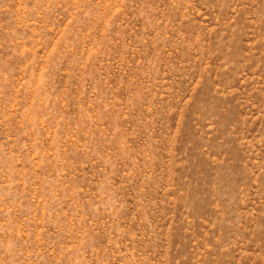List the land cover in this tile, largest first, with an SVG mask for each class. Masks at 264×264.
<instances>
[{
    "label": "rangeland",
    "instance_id": "rangeland-1",
    "mask_svg": "<svg viewBox=\"0 0 264 264\" xmlns=\"http://www.w3.org/2000/svg\"><path fill=\"white\" fill-rule=\"evenodd\" d=\"M0 264H264V0H0Z\"/></svg>",
    "mask_w": 264,
    "mask_h": 264
}]
</instances>
